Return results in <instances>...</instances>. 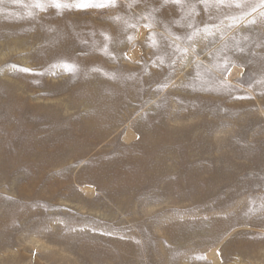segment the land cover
Instances as JSON below:
<instances>
[{"label":"rangeland","instance_id":"rangeland-1","mask_svg":"<svg viewBox=\"0 0 264 264\" xmlns=\"http://www.w3.org/2000/svg\"><path fill=\"white\" fill-rule=\"evenodd\" d=\"M80 2L0 0V264H264V0Z\"/></svg>","mask_w":264,"mask_h":264},{"label":"snow or ice","instance_id":"snow-or-ice-1","mask_svg":"<svg viewBox=\"0 0 264 264\" xmlns=\"http://www.w3.org/2000/svg\"><path fill=\"white\" fill-rule=\"evenodd\" d=\"M114 3V0H104V4H102L101 6H105V5H112ZM93 4V0H81V2L77 5V7H88V6H92ZM56 7H61V4L59 2L56 3ZM67 70H72V66L71 65H65Z\"/></svg>","mask_w":264,"mask_h":264}]
</instances>
